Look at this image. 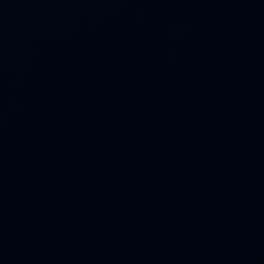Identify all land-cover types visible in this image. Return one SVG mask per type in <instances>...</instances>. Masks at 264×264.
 I'll use <instances>...</instances> for the list:
<instances>
[{"label":"water","instance_id":"obj_1","mask_svg":"<svg viewBox=\"0 0 264 264\" xmlns=\"http://www.w3.org/2000/svg\"><path fill=\"white\" fill-rule=\"evenodd\" d=\"M0 264H264V0H0Z\"/></svg>","mask_w":264,"mask_h":264}]
</instances>
